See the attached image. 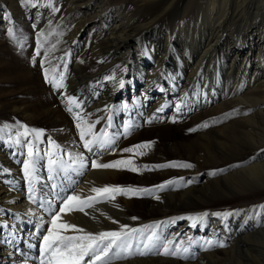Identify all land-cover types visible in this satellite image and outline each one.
Wrapping results in <instances>:
<instances>
[{"label": "rangeland", "instance_id": "1", "mask_svg": "<svg viewBox=\"0 0 264 264\" xmlns=\"http://www.w3.org/2000/svg\"><path fill=\"white\" fill-rule=\"evenodd\" d=\"M36 1L37 4H35ZM106 1L111 9L113 8L109 14L112 18L116 17L114 9L116 7L126 8L133 6L134 10L130 12L131 18L133 20L139 18L137 20L138 24L141 23L140 20L143 15L152 18L157 13L156 6H147L145 4L143 6L138 0ZM11 6L13 10L8 7L7 1L0 0V140L2 141L0 149L6 148L15 151V148H17L23 151L25 144L23 143L22 135L27 132L37 149L45 145L46 139L49 137L53 142V144L51 143L53 146L67 152L70 159L78 163H81L80 158L84 153L88 154L91 161L95 160L98 163L126 161L124 158L128 154L129 156L133 154L135 156L134 165H130L128 170L117 181L108 180L109 177L102 178L100 188L112 186L123 189H148L149 192H130L129 194L133 199L130 203L122 199L124 197L122 192L103 194L99 197L102 199L114 196V198L119 200V206H121V210H119L127 212L130 219V222L129 220L118 219L119 222H127L123 225L133 228L132 224H134L136 229H143L145 226H155L154 229L152 227L146 229L143 236L139 233L136 234V239L133 241L134 251L136 245L147 235L151 234L153 230L161 237L163 243H167L170 240V233L181 232L177 241L170 245V248L175 250L176 245H180L181 249L189 248V252L183 254L187 255L188 258L183 259L170 255L167 257L183 262L201 261L205 255L210 256L209 259L212 260L224 259L226 257L225 250H228L231 242L226 231L234 227L236 222V227L239 225L242 229L248 228L257 232L264 229V187L259 186L253 189L237 187L232 192L220 188L213 193L208 189L210 180L215 179L219 173H222L218 172L217 175H210L211 172L219 169H234L241 163L258 158L264 153V142L262 141L259 146H256L236 141L233 148L223 151V155L214 145H210V151L208 152V149L203 145L205 138H201L203 134L212 136L223 132L236 136L237 133L232 127L233 123L239 117H242L244 114L242 111L245 107L253 110V106L244 101L252 93L255 98L257 97L256 92L258 91L254 88V85L252 90H248L246 85L234 90L229 85H224V88L217 86L216 90H219L218 94L222 95L223 100L217 101L218 103L216 102V104L210 106L206 105L205 98L199 97L198 89L200 87H198V83L200 80L197 78L190 87V102L186 106V110L182 111L181 114L173 112V106L169 104L170 101L164 100L165 111L162 114V121H158V118V122L148 124L144 120L145 114L141 107L143 99L140 98V91L145 87V84L138 76L131 81L133 84L127 79L128 81H124V84H122L125 87L119 86L120 88H116L117 91L113 99L117 104L113 108L114 111L110 117L109 127L104 124L95 133V130L99 127L98 125L102 124L98 115L90 114L89 110H86V106L81 104V113L78 115L80 119L77 120L76 118L75 120L77 115L72 114V111V113L70 112L71 114L67 111V108H65L66 102L61 104L59 95L54 88V80L60 76L67 80L79 76L86 79L95 74L91 80L92 85L95 87L94 91H102V88L108 83L109 77H102L96 74L100 70L101 64L86 52L97 42L104 45V47L107 46L103 41L102 34L99 32L102 27L100 22L95 20L88 21L81 28L76 44L70 50L68 47L70 34L67 29L77 28L80 19H78L75 9L72 6L70 7L69 3L66 4V0H13ZM190 8V11H183L185 14L182 13L177 17H166L159 21L157 25L160 27V35H165L166 33L170 34V36L172 35L171 38L176 46L181 44V40H185L186 37H183V35L191 29L192 24H196L200 20V18L196 17L195 12L198 10L199 5L196 3L190 5ZM254 13L255 11L252 15L247 13L244 23L245 25L253 26L255 30L260 29L261 34H263L264 15L262 13L255 15ZM51 14L53 18H49ZM182 24L184 27L191 26L188 29H182ZM230 26L227 29L230 30L228 32L236 36L239 29H236L234 25ZM232 26L235 28L234 31L231 30ZM147 35L157 40V34L154 31H151V33H139L137 31L136 35H134L136 39H132L131 42L134 45H129H131L130 48L135 52L134 56H137L139 62L146 68H150L153 59L145 44H143V38ZM251 45L252 41L248 39L246 47ZM239 46L245 48L240 44ZM70 52L75 54L80 52L79 54L82 55L79 72L74 70V65L68 57L71 54ZM170 52L171 56L168 57V65L173 70V66L179 64V62L174 61L175 51L170 50ZM262 54L264 55V50L261 53V64L259 65L264 68V56ZM122 65L127 69L129 78L130 76L135 77L133 73L135 67L130 62L123 60ZM214 70L212 69L211 71ZM45 73H47V79L45 78ZM179 73H181V70H179ZM164 75L162 79L164 82L151 86L149 91L151 94H148L150 99H154L156 95L162 96L164 93H161V91L171 90L172 86L167 84L169 82L168 75ZM250 79L253 80L252 82L250 81L251 84L260 85V82L264 84V79L263 81H257L252 76H250ZM165 94L168 95V98L171 97L170 92ZM212 94L213 92L210 93V96ZM124 100L127 104L136 103V109L125 114L122 105ZM16 103H20V107L26 108L29 112L28 115L32 117L31 121L24 118L21 113H16L17 111L14 109V104L16 105ZM118 113L121 114L118 115ZM78 123L87 133L112 134L109 138L112 141L110 148L105 153H98L99 156L93 158L91 156L92 153L84 149L85 139L82 140L80 137V131L77 128ZM205 124L208 126L204 127ZM259 124L260 130L264 132V115L259 120ZM89 126H91L90 132L88 131ZM37 132L42 134L38 137ZM67 132L72 135L71 139L67 138ZM5 138L7 139V144L4 142ZM148 142H151L149 147L134 148L136 145ZM121 146L122 149H120ZM119 149L120 154L113 156ZM125 149H132V151H125ZM159 150L165 151L166 156L169 158V161H167L169 165L173 162L190 163L194 167H171L168 165L164 166V163L156 164L161 161ZM176 151H178L179 156L175 154ZM15 152L17 154V151ZM171 154L175 156L173 157ZM33 162L31 164L28 162V164L32 165ZM44 163L45 172L52 177L51 180H45L46 183L58 181L57 177L62 178L63 170L58 168L62 165L61 162L51 160V163L50 161H45ZM155 164L156 166L152 167L153 172L147 173L146 171L149 170L147 168ZM116 168L119 169V167ZM131 169H135L133 170L134 174L129 172L132 171ZM168 172L174 175V178L169 181H175V183L168 184L166 183L168 181H164L162 175ZM75 178L77 179L76 175ZM151 178V182L156 183L146 185V182ZM37 182L34 180L35 188L33 189L34 193L39 195L38 188L41 189L42 181L38 178ZM162 185V188L159 187ZM188 185H194L198 188L197 192L200 199L196 200L195 204L182 200L174 209L167 206L165 211H159V204L161 203H158L156 197L163 199L170 189H174V191L179 189L177 192L175 191L177 194L181 191V188H186ZM59 191L60 188L58 187L57 192H54L60 194ZM94 203L91 208H85L84 212H75V214L61 213L57 223L66 221L76 225L78 228L82 227L85 232L93 234L102 230L109 231L110 228L106 220L109 222L117 220L115 209L111 205H106L105 202L96 205L94 208ZM100 206L103 208L99 209L98 207ZM41 212L47 217L46 232H41V238H43L44 235H47V230L52 227V219H48L52 217V214L48 208H41ZM8 214H15V212H8ZM133 217H136V219H132ZM189 217H195L196 219H189ZM24 225L28 224L24 222ZM32 227L36 228L35 225ZM64 234L81 235L82 233L69 230ZM6 235L7 229L1 226L0 238ZM7 237L10 238L11 236L7 235ZM12 237V240L16 242V238ZM208 240L214 242L213 246L209 247L205 243ZM17 243L19 244L18 241ZM219 244L224 246H218ZM20 246L16 249V251L20 252L18 257L22 255L21 252L24 249L22 248L23 245ZM140 246L142 247V244ZM161 251L163 249L158 248L153 249L151 252L156 254ZM36 256L39 259L40 256L38 254ZM0 264H2L1 261ZM5 264H10V262Z\"/></svg>", "mask_w": 264, "mask_h": 264}, {"label": "bare ground", "instance_id": "2", "mask_svg": "<svg viewBox=\"0 0 264 264\" xmlns=\"http://www.w3.org/2000/svg\"><path fill=\"white\" fill-rule=\"evenodd\" d=\"M5 1H7L8 7L13 10L11 6L13 0ZM67 2L70 4V7L72 6L75 9L78 14V19H80L77 28L67 29L70 34L68 40L69 49L74 47L73 45L76 44L77 36L81 28L88 21H99L102 26L99 32L102 34L103 41L107 46L104 47V45L97 42L93 44L90 49L86 50V52L101 64L100 70L96 74L102 77H109V81L102 88V91H94L95 87L92 85L91 80L95 74L86 79L79 76L71 80H67L63 76H60L54 80V88L59 95L61 104L66 102L65 108H67V111L68 108L71 107L72 114L80 115V105L83 104L86 106V110H89L90 114L98 115L102 124L98 125L99 127L95 130V133H97L104 124L109 127L111 122L110 117L114 111L113 108L117 104L113 97L117 89L120 88L119 86L125 87L122 85L124 81L129 80L131 82L138 76L145 84V87L140 91V98L143 99L141 107L145 114L144 120L147 121L148 124H152L162 121V114H164L163 112L165 111L164 100L170 101L169 104L173 106V112L181 114L182 111L186 110V106L190 102V87L193 85L194 81L199 78V97L205 98L206 105L210 106L216 104L217 101L220 102L223 100L222 95L218 94L219 90H216L218 88L217 86L224 88V85H229L231 89L234 90L246 85L248 90H252L254 85V88L258 91L256 92V98L252 93L249 98L244 101L252 105L253 110L245 107L243 111L241 110L244 112L242 117H239L233 123V126L231 125L233 130L237 133L236 136H233V134H225V132L213 134L212 136L209 134H203V136H201V138H205L203 145L208 149V152L210 151V145H214L224 155L223 151H228L229 148H233L236 141L256 146H259L262 141L264 142V132L259 128V120L262 119V115H264V84L260 82V85L256 84V86L255 84H251L253 80L250 79V76L256 78L257 81H263L264 79V76H262L264 74V68L259 65L261 64L260 56L264 50V33L261 34L260 29L255 30L253 26L245 25L244 23L247 13L252 15L255 11V15L261 13L264 15V0H138L143 6L145 4L147 6L153 5L157 7V13H155L152 18H149L147 15H141L142 19L140 20V24H138L137 21L139 18L137 20L131 18L132 15L130 12L134 10L133 6L114 8L116 17L112 18L109 14L113 8L111 9L106 0H66V4H68ZM196 3L199 5L198 10L195 11L196 17L200 18V20L197 22L195 21L196 24L188 26H191V29L187 31V33H184L183 37L186 38L185 40H181L179 46L174 45V40L171 38L172 35L170 36L168 33L160 35V27L157 26L159 21H162V19L166 17H177L184 13L183 11H190V5ZM35 4H37V1ZM49 18H53L52 14ZM149 19H151V21H149ZM144 21L146 22L144 23ZM230 25H234L236 29H239L238 36H234V34L228 32L230 30L227 29L231 27ZM188 27H184L183 24L181 26L182 29H188ZM235 28L232 26L231 30L234 31ZM137 31H139V33H151V31H154L157 34L158 41L148 37V35L143 38V44H145L147 51L153 59L150 68H146L142 65L137 56H134L135 52L133 49L130 48L131 45L129 44H132V39H136L134 35H136ZM245 31L246 33H244ZM248 39L252 41L250 47H246ZM239 44L245 48H242ZM170 50L175 51L174 61L177 63L179 62V64L176 63L177 65L173 66V70H171V67L168 65V57L171 56ZM70 53L68 57L74 65V70L79 72L81 69L80 62L82 55L79 54L80 52L77 54L74 52ZM123 60L130 62L135 67V71H133L135 77H128V71L122 65ZM215 63L217 64L214 65ZM212 69L215 70L211 71ZM179 70H181V73H179ZM164 74L168 75L167 78L169 82L167 84L172 87L171 90L161 91V93L163 92L165 94L170 92L171 97L168 98V95L163 94L162 96L156 95L154 99H150L148 94H151L149 93L151 86L164 82L162 80ZM61 77L63 78L62 80ZM56 82L62 83L63 86L56 87ZM212 92L213 94L210 96ZM70 99L74 100L75 103L70 104ZM20 103L14 104V109L17 111L16 113H21L24 118L31 121V115H28L29 112L26 108L20 107ZM122 103H124L122 105L125 114L136 109V103L134 102L127 104L124 100ZM77 105H79V107H77ZM120 114L121 113H118V115ZM113 120L115 121V119ZM78 130L81 131V127L78 128ZM68 132L66 136L68 139H71L72 135L68 134ZM95 133H87L84 138L85 140L95 139L97 141L91 145V151L84 147L87 152L92 153L91 156L93 158L99 156L98 153H105L112 145V141L109 139L112 134ZM22 138L25 144L23 151L15 148V151H17L16 154L12 149H0V223L1 226L7 229V235L11 236L9 238L6 235L0 238V261L2 264L6 262H10V264H40L42 258L40 249L43 246L41 232H46L47 225V217L41 212V208L50 209L53 216L62 206L61 201L68 195L77 194L82 198L97 196L96 193L91 192V189L93 187L100 188L102 178L109 177L108 180L117 181V179L128 170L130 165H134L135 160L133 154L130 156L128 154L124 160L131 161V164L119 166L120 170L117 168H92L91 158H89L87 153H82L83 162L87 166L81 168L80 163L71 160L67 152L53 146V142L49 137L46 139V144L40 149L36 148L27 132L22 135ZM108 139L111 143L106 144L104 147H100L99 141H108ZM1 142L0 140V143ZM4 142L7 144L6 138ZM122 146L120 149H122ZM29 149L32 150L31 156H29ZM120 149L118 152H115L113 156H118L120 154ZM159 152L161 161L156 164L164 163V166L169 165L167 163L169 158L166 156L167 154L165 151L159 150ZM177 152L178 151H176L175 154L179 156ZM172 156L174 157L175 155ZM51 160L55 162L58 160L59 163H62L58 168L63 170V175L62 178H56L58 181L46 183L45 180H51L52 177L45 172L44 162H49ZM28 162L30 164L33 162L31 165V176L27 175L25 172L24 165ZM156 164L149 166V168H147L149 170L146 172H153L152 167H155ZM129 172L134 174L133 170ZM162 177L164 181H169L171 178H174V175L168 172L162 175ZM38 178L42 181V186L40 185L41 189L38 188L40 194L36 195L33 188H35L34 180L38 183ZM151 180L152 178L149 179V181L147 180L148 182H146V185L156 183H152ZM210 181L208 189L211 193L220 188L232 192L237 189V187L250 189L258 188L259 186L264 187V153L258 158L252 159L246 163H241L234 169H226L224 172L219 173L215 179H211ZM58 187L60 188V194L54 192H57ZM196 187L194 185H188L186 188H181V191L177 194L175 191L177 192L179 189H175V191L174 189H170L169 192L164 195L163 199L160 197L157 200L158 203H161L159 204V211H165L167 206L174 209L182 200H187L189 203L195 204L196 200L198 201V199H200L197 192L198 188ZM99 199L100 197H98L97 201L94 203V208L96 205L105 202L106 205H111L116 211L117 220H112L111 222L106 220L110 228L109 231H118L121 225L127 223L124 221L119 222L120 219L129 220L130 222L128 213L120 211L121 206H119L118 199H111L110 196ZM122 199L128 203L133 201L129 193L124 194ZM164 205L166 206L163 207ZM101 206L98 208H103ZM8 212H15V214H8ZM75 212L80 211H72L70 213L75 214ZM48 219H52V217ZM24 222L28 225L25 226ZM236 223L234 227L226 231L231 242L228 250H225L226 257L224 259L218 258L217 260H212L209 259L210 256L205 255L201 261L183 262L160 254L162 251L156 254L149 252L146 255H139L133 249V254L131 256L124 257V254H122V258L113 259L111 264H264V229L262 228L263 230H259V232L248 228L242 229L239 225L236 227ZM33 225L36 226L35 229L32 227ZM132 225L134 228V224ZM180 234L181 232L170 233V240L176 242ZM12 236L16 238L19 244L17 241L15 242L12 240ZM20 245H23L22 248L24 249L21 252L22 255L18 257L20 252H18V250L16 251V249L21 247ZM36 254L40 256L39 259ZM87 259L88 257L85 258V260Z\"/></svg>", "mask_w": 264, "mask_h": 264}, {"label": "snow or ice", "instance_id": "3", "mask_svg": "<svg viewBox=\"0 0 264 264\" xmlns=\"http://www.w3.org/2000/svg\"><path fill=\"white\" fill-rule=\"evenodd\" d=\"M45 78L47 79V73H45ZM63 78L61 77V80ZM56 87H62V83L56 82ZM70 104L75 103L74 100L69 101ZM79 107V105H77ZM68 111L71 112L72 108L69 107ZM77 120L80 117L76 116ZM208 125L205 124L204 127ZM77 127L80 128L81 125L78 123ZM91 126H89L88 131L90 132ZM27 131V130H26ZM37 136L42 133L37 132ZM86 132L83 128L80 131V137L83 140L86 136ZM95 139L85 140L84 147L91 151V145L96 143ZM111 143V141L101 140L99 141L100 147H104L106 144ZM151 142L136 145L134 148L149 147ZM125 151H132V149H125ZM32 155V150L29 149V156ZM81 163L80 167L84 168L87 165L84 164L83 158H80ZM51 163V161H50ZM131 161H115L113 163H98L93 160L91 162L92 168H116L121 165H129ZM171 167H186L191 168L194 165L190 163H171ZM25 172L27 175L31 176L32 169L31 165L26 163L24 165ZM238 167V165H237ZM135 170V169H131ZM224 169H219L210 173V175H217L218 172H223ZM191 182V181H189ZM168 184L175 183V181H168ZM159 187H163L159 186ZM91 192L96 193L97 196H88L87 198H82L77 194L68 195L61 201V207L52 216L51 224L52 227L47 230V235L43 236V246L40 249L41 260L40 264H111L113 259L122 258L121 254H124V257L131 256L133 254V241L136 239V234L139 233L143 236L146 229L155 226H145L143 229L129 228L127 225H121L120 230L118 231H101L98 233L85 232L84 229L78 228L76 225L63 222L57 223L58 217L61 213H70L72 211L84 212L85 208H91L93 203L97 201L98 197L103 194L109 193H135V192H149L148 189H123L120 187L105 186L103 188L93 187ZM159 199V197H156ZM114 199V196L111 197ZM132 219H136L133 217ZM189 219L195 220V217H189ZM72 230L75 232L82 233L81 235H66L65 232ZM174 242L169 240L167 243L161 241V237L153 230L151 234L147 235L139 244L135 247V252L139 255H146L153 249L162 248L163 251L160 254L170 255L174 257H180L187 259V255L184 253L189 252V248L185 247L181 249L180 245L175 246V250L170 248ZM209 247L213 246L214 242L208 240L205 242ZM142 244V247L140 246ZM218 246L223 247V244ZM88 257L89 259L85 260Z\"/></svg>", "mask_w": 264, "mask_h": 264}]
</instances>
